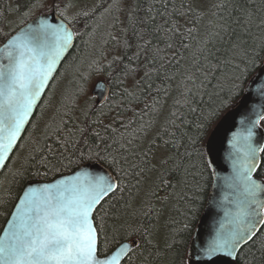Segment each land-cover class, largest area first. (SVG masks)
Returning a JSON list of instances; mask_svg holds the SVG:
<instances>
[{
  "label": "trees",
  "instance_id": "obj_1",
  "mask_svg": "<svg viewBox=\"0 0 264 264\" xmlns=\"http://www.w3.org/2000/svg\"><path fill=\"white\" fill-rule=\"evenodd\" d=\"M43 4L42 0L13 3L0 0V46L33 18L11 31L9 17L15 13L24 16L25 12L30 13ZM190 5L194 12L179 15L187 13ZM148 8H152L151 13ZM240 9L252 13L251 21ZM57 13L72 27L75 45L0 175V199L6 202V206L0 207V234L28 184L51 181L91 162H100L115 174L102 159L106 145L94 137L87 143L79 142L81 137L76 128L98 121L95 130L112 145L113 155H117L115 149L119 147L113 140L123 143L139 137L145 145L152 140L162 145L163 141L174 139L188 146L193 153L192 162L196 163L197 150L208 158L206 144L212 131L239 103L249 82L264 65V52H261L256 68L241 76L246 67V54L251 56L264 42V0H168L167 7L164 0H99L87 11V16L80 14L68 21ZM130 15L137 20L149 15L156 19L151 24L137 23L134 29ZM173 23L179 29L176 36L166 31ZM157 26H162L160 33L154 32ZM146 41L151 43L139 59L130 60L138 51L137 45ZM118 56L121 62L113 63ZM127 64L136 71L125 75L123 69ZM145 73L151 75L146 77ZM98 78H103L111 90L102 105L88 93ZM149 122L152 127L145 128ZM261 127L264 129V119ZM95 153H99V158ZM42 160L49 163L42 164ZM17 171L23 175L14 179L12 174ZM190 172L195 175L188 177L187 187L172 181L175 188L168 189L171 199L160 221L161 225L174 222L170 224L176 230L172 249L162 256L145 251L143 257L135 258V264H190V244L214 184L211 167L192 168ZM256 176L264 180V152ZM121 195L126 199L128 194ZM122 203L123 200L104 203L95 213V223H103L98 229L101 255L111 251L124 237L123 232L114 231L118 226L115 212ZM251 252L256 249L252 248ZM256 255L259 257V253Z\"/></svg>",
  "mask_w": 264,
  "mask_h": 264
},
{
  "label": "snow or ice",
  "instance_id": "obj_2",
  "mask_svg": "<svg viewBox=\"0 0 264 264\" xmlns=\"http://www.w3.org/2000/svg\"><path fill=\"white\" fill-rule=\"evenodd\" d=\"M167 3L168 0H164L165 7ZM240 10L251 21L252 13L246 9ZM147 11L151 13L152 8ZM194 11L190 5L187 13L180 12L179 15ZM81 15L87 16L88 13ZM155 19L151 15L142 20L129 16L134 29L137 23L151 24ZM161 29L162 26H157L154 32L160 33ZM166 31L172 36L179 34L174 23ZM74 35L68 24L50 23L45 18L35 27L29 26L12 36L3 49H0V54L7 61L0 66V170L7 167L10 153L17 147V141L36 106L41 90L46 86L56 61L71 44ZM149 43L151 41L138 44V51L129 59L138 60ZM124 46L128 47L126 42ZM168 47L172 48V44L168 43ZM261 52H264V42L259 45L258 51L253 50L251 56L246 54V67L241 71V76H246L256 68ZM118 62H121L119 56L113 63ZM152 62L155 63V58ZM109 68H112V64H109ZM123 70L127 75L134 73L136 68L127 64ZM150 75L151 73H145L146 77ZM98 89L101 98L106 100L109 91L107 86L101 84ZM97 122L92 121L91 124L76 128L81 137L79 142L87 143L94 137L104 143L106 154L102 159L114 169L115 174L98 175L86 168L82 169L70 182L45 185L44 195L39 200L31 195L33 189H29L17 206L9 231L0 239V264H135V258L143 257L145 251L149 255L162 256L172 249L176 230L170 224L174 222L166 221L164 225L160 223L171 199L168 189L175 188L173 180L187 187L188 177L195 175L190 169L211 167V160L197 150L199 160L193 163V153L188 146L181 145L174 139L165 140L162 145L152 140L145 145L139 137L123 143L113 140V144L119 145L115 149L117 155H113L112 145H108L100 132L95 130ZM148 127H152V122L145 126ZM145 128L141 131L146 138ZM251 134L249 131L250 136ZM181 147L184 148L183 152L180 151ZM258 151L264 152V148L249 146L244 159L237 165L236 174L243 191V200L237 207L234 227L227 232H218L200 250V256L209 261L226 257L234 264H254V261L264 264V239L261 238L264 237V200L260 199L264 194V181L253 176L260 166ZM95 155L99 158V153ZM41 163L49 162L42 160ZM181 173L182 177L178 178ZM12 175L15 179L23 173L17 171ZM125 192L128 194L126 199L121 195ZM121 200L123 203L115 212L118 226L114 231L123 232L124 237L111 251L101 255L98 252V229L103 227V223H95V213L102 209L104 203ZM4 206L6 202L0 199V207ZM110 206L116 207L115 204ZM100 219L103 221V216ZM162 228L166 230L162 231ZM252 248L256 252H251ZM256 253H259V257Z\"/></svg>",
  "mask_w": 264,
  "mask_h": 264
},
{
  "label": "water",
  "instance_id": "obj_3",
  "mask_svg": "<svg viewBox=\"0 0 264 264\" xmlns=\"http://www.w3.org/2000/svg\"><path fill=\"white\" fill-rule=\"evenodd\" d=\"M45 18L50 23L68 24L69 28L74 33L70 24L61 18L56 11H52L37 15L12 36L18 34L29 26L35 27ZM7 40L0 46V49H3ZM75 41L76 35H74L71 44L62 52L59 59L56 61L54 71L51 73V77L47 81L46 86L41 90V95L37 99L36 106L33 108L28 117V121L24 125L20 134V139L17 141V147H15L10 153V160L34 119L48 90L61 69L63 62L72 51ZM6 63L7 61L4 59L3 55L0 54V66ZM262 69H264V65L249 82L242 99L222 117L207 141L206 151L208 159L212 162L211 168L214 173V184L209 194L204 213L190 244V264H234L230 258L226 257H217L209 261L200 256V250L205 247L218 232H227L234 227V216L238 205L243 200V191L236 174L237 165L244 159L249 146L257 149L264 148V129L261 127V122L264 119V71H262ZM101 84L107 86L109 90L106 100L102 99L99 93L98 85ZM110 92V86L105 81L100 80L93 87L92 95L96 98L97 104L102 105L108 100ZM249 131L252 133L251 136L249 135ZM257 157L259 164L261 165V151L257 152ZM259 167L254 172L253 176L255 179L264 181L262 178L256 176ZM85 168L93 174L113 175V173L102 163L91 162L81 166L71 173L60 175L51 181L32 182L28 184L23 190L21 197L3 228L0 234V239H3L5 233L9 231L10 222L14 219L17 206L20 205L21 200L24 199L25 193L28 192L29 189H33L31 195L39 200L44 195L43 189L45 185L70 182L80 174L82 169ZM3 170H0V175ZM260 199L264 200V194L261 195Z\"/></svg>",
  "mask_w": 264,
  "mask_h": 264
},
{
  "label": "rangeland",
  "instance_id": "obj_4",
  "mask_svg": "<svg viewBox=\"0 0 264 264\" xmlns=\"http://www.w3.org/2000/svg\"><path fill=\"white\" fill-rule=\"evenodd\" d=\"M16 0H10L11 3L15 2ZM44 2L43 5L34 7L30 13L25 12L26 14L24 16H21L19 14H13L12 17H9L10 24L8 26V30H14L17 28L18 25L25 22L28 18L34 17L35 15L43 12H51L53 10V7L57 8V11L59 13L63 12V16L67 20L70 21L73 18H77L81 13L87 12L90 9L94 8L99 0H42ZM58 5V7L56 6ZM44 8V10L42 9ZM103 80V78H98L92 82V84L89 87L88 93L89 96L96 101V98L92 95V90L95 84ZM105 81V80H103ZM45 122V121H44ZM43 122V123H44ZM42 125V123L40 124ZM41 127H39L40 129Z\"/></svg>",
  "mask_w": 264,
  "mask_h": 264
}]
</instances>
